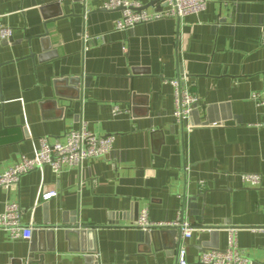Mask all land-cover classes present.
I'll use <instances>...</instances> for the list:
<instances>
[{
  "label": "crops",
  "instance_id": "0c3cea01",
  "mask_svg": "<svg viewBox=\"0 0 264 264\" xmlns=\"http://www.w3.org/2000/svg\"><path fill=\"white\" fill-rule=\"evenodd\" d=\"M105 1L0 0L13 29L0 46V175L32 157L39 139L63 143L83 124L115 138L108 158L61 176L45 166L0 188V214L17 202L25 226L76 213L98 226L72 245L61 231L15 240L0 229V264H87L91 249L95 264L178 263L175 250L147 245L137 225L144 210L150 223L193 227L190 239L182 235L187 264H200L212 238L225 249L233 228L241 251L264 264V109L253 98L264 91V0H209L200 14L127 31L116 30L122 12ZM132 1L148 12L164 7ZM183 74L200 103L182 124L171 81ZM77 78V86L63 81ZM41 192L58 195L38 202ZM114 213L127 217L112 222Z\"/></svg>",
  "mask_w": 264,
  "mask_h": 264
},
{
  "label": "built area",
  "instance_id": "2783aa9c",
  "mask_svg": "<svg viewBox=\"0 0 264 264\" xmlns=\"http://www.w3.org/2000/svg\"><path fill=\"white\" fill-rule=\"evenodd\" d=\"M164 7L161 11L148 12L143 5L132 0H106L103 8L108 11L121 10L122 17L117 22L116 30L127 31L139 24L149 23L164 18L181 19L190 15H197L206 10L209 0H162ZM0 13V46L13 40V29L3 23ZM85 40L92 41L86 37ZM186 74L172 80L174 88V120L184 123L191 119L193 111L200 103L199 98L192 94L187 87ZM253 98L264 109V91L262 94H253ZM121 112L118 106L113 109L114 115ZM191 128V126H189ZM114 136H98L87 129L83 124L79 131L67 134L65 142H51L41 138L32 157L22 156L20 161L12 168L0 175V188L10 189L19 184L22 176L33 172L42 171L45 166H50L53 172L61 176L65 167H81L86 161L95 158H108L113 150ZM242 180L252 186L262 185L263 179L257 174H244ZM57 192H41L38 202H48L56 197ZM22 210L17 202L6 204L5 211L0 214V229L7 231L12 239L30 240L34 233V224L25 226L21 220ZM137 225L143 230L157 227H178L181 223L153 224L148 221V211L144 210ZM183 238L192 237L193 227L183 225ZM260 230L264 232V227ZM228 245L225 249H210L203 252L200 264H258L243 253L238 245L237 230L229 229ZM186 248L180 253L179 264H187L185 260Z\"/></svg>",
  "mask_w": 264,
  "mask_h": 264
},
{
  "label": "water",
  "instance_id": "95a60500",
  "mask_svg": "<svg viewBox=\"0 0 264 264\" xmlns=\"http://www.w3.org/2000/svg\"><path fill=\"white\" fill-rule=\"evenodd\" d=\"M161 1V0H159ZM158 1V2H159ZM151 2V4L156 3ZM58 15L57 17H59ZM48 30H46L45 37L48 38ZM45 52V51H44ZM64 82H69L73 86H77L81 82V78L77 79H65ZM72 218L68 219L67 214H62L61 217L57 220L55 223H51L50 220L46 221L45 224L41 226H35L34 227V233H37V230H39L38 235L39 236H45L48 240L51 239L53 236H55V233L57 231L63 232L64 239L72 245V243L76 244L79 240H84L87 237H91L95 233V229L98 228V226H86L82 225L80 223V220L77 218L76 214H71ZM127 215L123 213H114L111 215V221H120L124 218H126ZM184 221H181V225L178 227H157L148 229L146 231V242L147 245L151 246L153 244L159 245L160 247L167 248L170 250H175L176 254L178 256V259L180 257V250L182 248V235H183V225ZM220 228H209V230H218ZM42 233V234H39ZM32 236V237H33ZM171 241V242H170ZM212 244H210V247H214L215 249L217 247V242L212 238L210 240ZM212 248V249H214ZM50 251V249H49ZM206 250L203 249V252ZM37 249H34L32 253H36ZM96 251L94 249L89 250V254L86 258L87 264H95L93 253ZM33 258V257H32ZM42 258H40L41 260ZM179 263V260H178ZM176 263V264H178Z\"/></svg>",
  "mask_w": 264,
  "mask_h": 264
}]
</instances>
